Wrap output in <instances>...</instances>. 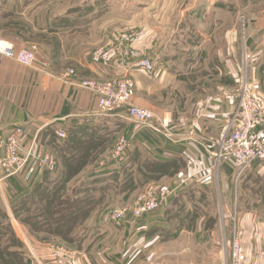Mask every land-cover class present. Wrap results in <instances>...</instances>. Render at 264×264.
Returning <instances> with one entry per match:
<instances>
[{
	"label": "rangeland",
	"instance_id": "1",
	"mask_svg": "<svg viewBox=\"0 0 264 264\" xmlns=\"http://www.w3.org/2000/svg\"><path fill=\"white\" fill-rule=\"evenodd\" d=\"M57 1L67 20L65 27H69L70 17L85 22L90 9L92 60L97 53L114 58L121 42L134 47L147 32L162 43L173 36L171 47L186 49V68L196 65L186 74V115L193 114L200 101L212 108L217 103L227 107L228 98L237 94L243 79L264 102V0ZM81 29L80 39L86 41V31ZM112 34L118 45L98 50ZM69 70L73 69L65 72L68 79L74 76L67 77ZM188 132L203 140L193 128ZM172 133L173 141H186V133ZM125 136L123 127L112 125L110 139L98 151H91L97 145L77 144L69 155L47 152L55 157L56 171L64 182L58 189L45 187L48 197L55 199L44 211L46 204L37 196L38 200L19 201L20 216L11 222L0 214V264H55L57 257L52 253L56 249L67 257L64 264L69 257L78 264H229L232 226L242 251L250 254L246 264L260 263L264 249H250L253 243L248 240L246 216L254 214L250 217L256 219L257 226L264 223L262 171H251L252 163L239 176L223 164H212L207 185L176 189L171 179L186 169V163L154 161L147 154H138ZM121 138L127 139L130 147L124 162L118 164L112 155ZM103 162L116 166L112 179L101 182L95 177L91 184L83 182L86 171ZM63 165L72 168L67 179ZM150 187L154 192L176 190L163 209L133 218L138 196L147 195ZM147 197L149 204L152 192ZM41 249H45L47 260L41 259Z\"/></svg>",
	"mask_w": 264,
	"mask_h": 264
},
{
	"label": "crops",
	"instance_id": "2",
	"mask_svg": "<svg viewBox=\"0 0 264 264\" xmlns=\"http://www.w3.org/2000/svg\"><path fill=\"white\" fill-rule=\"evenodd\" d=\"M78 5L75 7L78 8ZM87 10L88 19L85 22L70 17V25L65 27L67 20L57 0H0V38L16 47L30 44L39 47L37 69L21 66L0 56V136H8L14 129L21 128L24 131L20 149L22 155L33 146L44 152L52 150L56 156L63 145L75 142L97 145L91 151H98L110 139L112 125L123 127L125 137L138 154H147L154 161L182 160L186 163V169H181L171 179L172 185L177 184L175 188L192 184L207 185L209 171L213 168L212 160L197 144L198 140L187 134L193 128L198 137L202 136L206 141L215 140L233 105L228 100L227 107L217 103L212 108L200 101L194 105V113L186 115L189 105L186 102V74L196 69V65L186 68V49L172 48L170 42L173 36L162 43L147 32L145 39L134 45L154 64L151 75L138 69L126 71L114 58L110 65L96 63L92 60L95 52L89 19L92 13H89L90 9ZM80 26L85 28L81 29ZM80 29L86 31V41L80 39ZM112 44L118 45V38L114 34L110 40L104 39L102 48L98 50L104 52L112 49ZM67 67L75 72L69 78L71 83L65 78ZM126 76L132 81L131 104L160 116L167 115L171 130L176 134L186 133V141H170L149 130L140 129L122 112L99 114L96 97L77 86L83 80H117ZM208 108L210 110L207 111ZM56 131L64 132L65 138H58ZM222 166L236 171L227 163ZM90 169L82 178L86 184H91V179L95 177L107 182L112 179L110 174L117 171L114 170L116 166L111 168L110 163L105 162L99 163L92 171ZM250 170L264 173V161L254 162ZM55 180L54 172L41 170L37 164L29 161L0 189V214L11 222L14 213L20 216L17 208L19 201L27 200L38 188L54 187ZM253 215L246 216V231L248 240L253 243L250 249L254 247L258 251L262 247L264 249V223L257 226L256 219L250 217ZM241 230L243 235V228ZM41 250V259L47 260L45 249ZM246 255L250 256L248 251ZM260 256L259 264H264V250ZM68 264L78 263L69 257Z\"/></svg>",
	"mask_w": 264,
	"mask_h": 264
},
{
	"label": "built area",
	"instance_id": "3",
	"mask_svg": "<svg viewBox=\"0 0 264 264\" xmlns=\"http://www.w3.org/2000/svg\"><path fill=\"white\" fill-rule=\"evenodd\" d=\"M38 53L39 49L35 44L16 47L10 41L0 38V56L21 66L37 69ZM112 59L110 55L103 53L93 56V61L103 65H110ZM114 59L120 68L126 71L138 69L148 75L154 73V64L141 54L140 50L133 47V44L121 42ZM74 73V70H69L67 77L73 76ZM78 86L96 97L99 114L110 115L122 112L138 128L149 130L173 141L174 134L167 115L160 116L131 104L132 82L130 79L125 77L104 82L83 80ZM239 89L237 94L228 98L233 105V110L224 122L218 137L210 142L205 139L198 140L197 144L210 156L214 166L219 167L227 163L234 167L240 176L252 163L264 161V107L262 98L249 90L244 79ZM192 133L188 132L187 135L191 136ZM55 134L60 139L65 138L62 131H56ZM23 137L24 131L21 128L14 129L8 136H0V189L8 178L21 172L29 161H33L44 171L53 172L56 168L55 160L37 147H30L22 155L20 149ZM129 147V141L121 138L112 155V161L118 164L123 163ZM151 192L153 197L148 204L147 195ZM173 192L174 190L168 188L154 192L153 187H150L147 195L138 196L133 218H142L146 214L163 209L167 206V199ZM230 233L229 264H246L247 257L242 251L236 228L232 226ZM52 255L57 257L55 264H64L67 259L61 250H54Z\"/></svg>",
	"mask_w": 264,
	"mask_h": 264
},
{
	"label": "trees",
	"instance_id": "4",
	"mask_svg": "<svg viewBox=\"0 0 264 264\" xmlns=\"http://www.w3.org/2000/svg\"><path fill=\"white\" fill-rule=\"evenodd\" d=\"M70 142H71V140H70ZM77 144H80V143H67V144H65V146L63 145V147L62 148H60V149H58V151L59 152H62L61 154H67V155H69L70 153H68V152H70L69 150L70 149H74L75 150V147L77 146ZM54 160H55V157H54ZM63 168L66 170V174H65V176H66V179L68 178V175H69V172L72 170V168L70 167V166H66V165H63ZM57 170V167L55 168V170L53 171L54 173H55V175H57L56 176V180H55V186L53 187V188H55V189H58V188H60L61 187V185L63 184V182H64V178H62L61 177V175H59V173L56 171ZM46 172H48V171H46ZM67 193V192H66ZM76 193V192H75ZM38 194V195H37ZM51 195H53V194H51ZM75 195V194H74ZM37 196H41L42 198H40V203H44V205L46 206V208L44 207L43 208V211L45 210V209H47L48 208V206H49V204H51L52 202H53V200L55 199V198H53V197H48V194L46 193V190H45V187L44 188H42V189H40V188H38V189H36L34 192H32L31 193V195H30V197H28V199L26 200H23V202H26V201H31V200H33V199H37L38 200V197ZM76 199V198H75ZM47 204H48V206H47ZM2 215V214H1ZM49 215L51 216H53V213L52 212H50L49 211ZM15 216H18V214H15L14 213V217ZM16 220H17V218H16Z\"/></svg>",
	"mask_w": 264,
	"mask_h": 264
}]
</instances>
